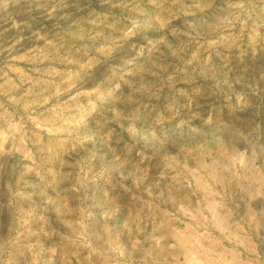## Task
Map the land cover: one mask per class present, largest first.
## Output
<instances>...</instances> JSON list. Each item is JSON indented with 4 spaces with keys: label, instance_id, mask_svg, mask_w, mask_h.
I'll return each instance as SVG.
<instances>
[{
    "label": "rangeland",
    "instance_id": "rangeland-1",
    "mask_svg": "<svg viewBox=\"0 0 264 264\" xmlns=\"http://www.w3.org/2000/svg\"><path fill=\"white\" fill-rule=\"evenodd\" d=\"M0 264H264V0H0Z\"/></svg>",
    "mask_w": 264,
    "mask_h": 264
}]
</instances>
